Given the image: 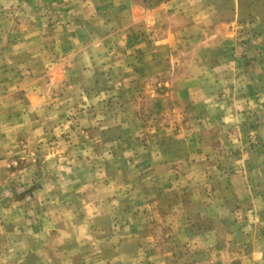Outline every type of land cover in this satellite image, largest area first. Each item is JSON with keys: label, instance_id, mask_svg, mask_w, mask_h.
Listing matches in <instances>:
<instances>
[{"label": "crops", "instance_id": "1", "mask_svg": "<svg viewBox=\"0 0 264 264\" xmlns=\"http://www.w3.org/2000/svg\"><path fill=\"white\" fill-rule=\"evenodd\" d=\"M152 3L0 0V264H88L92 254L93 264H140L142 231L155 214L113 229L103 211L113 199L122 212L120 191L129 185L147 210L182 212L171 240L192 243L191 264H264V154L229 175L205 162L244 118V98L258 97L251 109L264 99V0ZM246 19L254 22L242 27ZM114 72L120 89L104 111L115 118L92 127L99 147H113L117 161L123 134L144 128L123 89L142 75L162 85L156 110L180 104L185 117L170 125L175 133L147 139L129 173L55 166L47 131L83 97L102 99ZM257 132L263 146L264 123Z\"/></svg>", "mask_w": 264, "mask_h": 264}, {"label": "rangeland", "instance_id": "2", "mask_svg": "<svg viewBox=\"0 0 264 264\" xmlns=\"http://www.w3.org/2000/svg\"><path fill=\"white\" fill-rule=\"evenodd\" d=\"M146 1L148 4L152 5V2L156 0ZM253 22V19H246L242 21V27L251 25ZM249 28H251V26H249ZM245 34L250 35L248 31ZM240 43L243 46V43L245 42L242 39L240 40ZM116 46L117 41H112V44L108 45L109 49L115 48ZM115 55L114 51H109L107 56L106 61L111 64L112 67H114L112 63ZM112 67H107L109 73L114 71ZM109 73L108 88L105 93H103L102 99L99 98L100 100H98L95 97L86 100L83 97L75 107H69L68 112L60 113L58 119L56 120L55 118L57 123L54 124V129L47 131L46 137L51 142L48 149H54L56 154V157L53 158L56 163L55 166L63 168L66 166H72L78 170L92 166L95 171H97L100 166H103L104 170H102V173L104 175L106 174L108 178L114 176L116 169H120L123 172L127 171V173H129L134 171V167H138V164H140V159L143 157L141 154V146L149 144L146 140H149L151 137H154L153 140L157 139V141L162 140V137H165V139L168 138L170 133H175L174 129L170 128V125H177L181 119L185 117L184 114L178 113L177 106H180V104H177V106L175 105V110L173 111H170L171 108L170 110L164 109L165 112L156 110L159 102L156 99L162 92V85L158 86L156 80L142 75L135 81L133 80L132 83L128 82L126 84L127 88L125 86L123 87V89H127L126 92H128L126 102L136 106V113L138 112L136 116L139 120H142L144 128L139 130L136 134L129 133V130L123 134V151L122 154H118L119 158L115 161L114 148L110 146V150H107L108 147H99L97 139L98 136H100V130L98 127H95V129L92 128L96 125L101 126V123L105 121L106 116L109 118H115L112 113L104 111V109H110L114 106L116 101L115 98L118 96L117 91L120 89V85L118 84L119 77L115 80L119 74L115 76L116 74L114 72L112 77H109ZM122 92L126 93L125 91ZM244 99L246 102L244 103V106H248L244 109L246 111L245 114L243 113L245 115L244 118L241 116L240 120L231 124V129L226 131V141H228V143H221L213 149L216 158L213 160L211 156L210 160H205L208 170L211 168L212 170H219V173L221 174L229 175L232 172L246 169L250 156L252 159H257L256 156L260 157L261 154H264V145L262 146L260 143L257 132L259 122L260 124L264 123V99H261L259 102L263 109L261 107L259 109L258 106L254 109H251L250 107L251 102L259 101L258 97ZM256 111H258V113ZM240 122H242L243 126H241ZM110 123H112L111 120ZM101 131L103 132V130ZM166 134L169 136H165ZM148 136L150 137L148 138ZM132 137L136 140L133 145L130 144V141H133ZM89 139L95 140L96 143V145H93L90 149L85 148L83 145V143ZM134 145L137 146L134 147ZM84 150L87 151L86 154H84ZM155 152L156 150H153L154 154ZM88 153L96 155V157H92L91 161H89L90 158ZM70 155L75 156L73 162L69 160ZM176 164H172L174 167L172 169L182 170L187 168L185 165H182V163L179 165ZM126 187L127 188L120 191L122 192L121 198L123 199L122 205L124 207V209L122 208V212L118 211L119 214L115 213L117 210L115 208L116 203L113 199H109L111 202L109 211L108 209L103 211L110 213V217L112 218L110 224L113 229H117V227L120 229L122 225H127L128 221H132V219H136V217L147 221L153 213L155 214V218H150L151 220H149L147 224L145 223L142 231L144 236H140V264H151L155 261L158 263L164 261L165 264H191V261H188L189 257L187 250H192V243H183L182 240L179 239L177 241L171 240L172 233L175 232L179 226L178 221L180 222V220L183 219L182 212L179 210H163L164 214L167 215L164 217L159 215L157 210L149 211L142 203H136V201H139V198L136 196L133 198L131 195L132 191L129 189L130 185ZM1 203L0 200V205ZM131 203H133V206L136 205L134 209L131 206ZM94 246H96L95 243L91 244L88 251L94 252ZM172 250L173 252H170ZM163 254L171 256L163 257ZM94 259H99V257L92 254L90 257H85L84 260L85 263L93 264ZM107 262L109 263L110 261L107 260Z\"/></svg>", "mask_w": 264, "mask_h": 264}]
</instances>
